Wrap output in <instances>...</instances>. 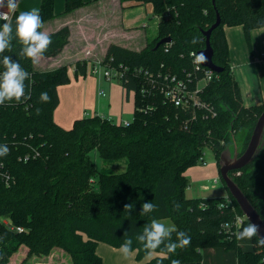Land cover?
<instances>
[{
    "label": "trees",
    "instance_id": "obj_1",
    "mask_svg": "<svg viewBox=\"0 0 264 264\" xmlns=\"http://www.w3.org/2000/svg\"><path fill=\"white\" fill-rule=\"evenodd\" d=\"M120 1L150 3L158 19L156 37L140 51L110 44L101 64L154 73L188 68L189 54L205 47L202 31L219 15L220 24L209 42L213 63L223 70L202 95L216 116L201 119L198 115L191 121L190 110L163 104L159 93L140 95L138 84L129 79L121 86L126 94L136 92L130 122L123 125L93 115L63 129L54 122L53 112L59 103L57 88L69 83L68 67L39 71L21 55L23 45L15 39L19 15L15 11L13 40L10 49L0 53V73L5 71L3 57L9 56L30 77L24 82L25 96L20 102L0 105V146L9 150L0 156V264H102L96 253L99 243L120 248L129 238L134 264H139L148 254L136 237L153 219H170L191 242L167 258L158 255L143 264H171L174 259L180 264H201V251L216 247L233 251L237 264H264V248L256 236L251 251L238 245L233 222L241 212L226 189L228 196L218 198L188 199L184 194L188 187L185 172L200 163L204 149L211 148L216 160L233 144L241 153L264 110V103L242 105L224 36V27L241 26L249 45L250 32L264 27V0H214V4L212 0ZM87 4L65 0L64 13ZM38 10L43 24L52 20L54 0H41ZM48 35L52 44L42 58H54L62 51L70 29L64 26ZM166 37L171 41L155 48ZM87 64L77 61L76 74L85 76ZM45 91L51 97L47 103L40 100ZM94 151L107 164L125 160V171L97 172L90 158ZM229 175L264 221V146L250 164ZM145 201L157 205V210L141 214ZM128 204L133 206L130 212L125 209ZM171 242H177L176 232ZM163 250L161 245L156 253Z\"/></svg>",
    "mask_w": 264,
    "mask_h": 264
},
{
    "label": "crops",
    "instance_id": "obj_2",
    "mask_svg": "<svg viewBox=\"0 0 264 264\" xmlns=\"http://www.w3.org/2000/svg\"><path fill=\"white\" fill-rule=\"evenodd\" d=\"M87 5L70 13H64L65 0H54L55 18L43 24L42 32L50 34L64 26L70 29L68 44L54 58H41L37 63L43 65L45 71L54 70L60 66L68 67L69 83L57 88L58 106L53 112L54 122L63 129L71 128L74 120L84 116H99L107 118L114 123L128 122L127 117L133 116L134 99L133 95L126 94L122 87L115 83L106 82L100 75L86 74L79 76L75 72L74 64L77 61H86L87 67L90 63L100 61L104 58L106 49L110 44H115L126 49L140 51L142 48H132L127 41L136 38L139 28L132 22H127V18H132V12L128 9L140 8L143 5H152L150 3L121 2L120 0H84ZM38 0L37 5H40ZM104 4L106 12L109 40L105 43L98 41L88 42L79 28L84 25L81 18L86 14L93 13L90 21L98 20L95 10L101 8ZM93 8V9H92ZM39 9V8H38ZM23 11H19L20 14ZM88 12V13H86ZM89 18V17H88ZM125 20V21H124ZM145 25L143 24V27ZM224 36L228 46L230 68L235 82L238 85L242 105L244 107L258 106L264 103V27L254 29L250 32V44L248 45L243 34L241 26L224 27ZM145 42L144 45H146ZM102 48L101 53L98 49ZM88 70V68H87ZM102 91V94H99ZM215 157V156H214ZM216 159V158H215ZM214 174L219 175L216 160ZM205 166V165H203ZM195 167V166H194ZM193 168V167H191ZM189 168V169H191ZM188 170L185 176L188 175ZM209 172L202 171L197 173L198 181H202ZM197 181V180H196ZM205 190V187H201ZM225 193L223 197H226ZM241 231V230H239ZM238 231V232H239ZM237 232V233H238ZM238 245L243 251H251L253 242L251 239L237 240ZM99 243L96 253L101 248L102 252L107 251L110 257L118 256L115 264H133L135 253L125 258L119 251V248L105 247ZM107 246V245H106ZM201 264H237L235 253L231 250H225L220 247L206 248L201 251ZM158 256L148 255L139 263L143 264ZM133 259V260H132ZM128 262V263H127ZM38 264H54L38 263Z\"/></svg>",
    "mask_w": 264,
    "mask_h": 264
},
{
    "label": "clouds",
    "instance_id": "obj_3",
    "mask_svg": "<svg viewBox=\"0 0 264 264\" xmlns=\"http://www.w3.org/2000/svg\"><path fill=\"white\" fill-rule=\"evenodd\" d=\"M18 5V0H0V53L10 49L13 40V24L11 13H14ZM6 9V10H5ZM43 27V21L39 10L33 8L31 11L21 12L15 19V39L23 45L21 55L37 63L48 47L52 44L51 37L46 33L39 31ZM5 71L0 73V105L6 101L20 102L25 96V80L30 77V73L25 71L18 62L12 60L9 56H4L2 61ZM51 97L45 91L40 94L42 102H49ZM39 112V109H37ZM6 145L0 146V156L8 154ZM133 206H125L129 212ZM157 210V205L151 201H145L141 205V214L147 215ZM224 227H229L224 225ZM256 225L249 223L241 231L235 233L237 240L251 239L258 234ZM176 232L177 242H171V235ZM137 241L141 243L147 251L149 257L153 254L165 256L175 253L177 248H184L191 242V238L186 233L177 231L174 225L165 226V224L153 219L150 224L143 227V231L137 235ZM166 241H168L166 243ZM264 243V240L260 241ZM132 239H126L117 250L125 258L132 254ZM164 246V250L156 253V249ZM138 250V249H137ZM171 264H180L179 260H172Z\"/></svg>",
    "mask_w": 264,
    "mask_h": 264
},
{
    "label": "rangeland",
    "instance_id": "obj_4",
    "mask_svg": "<svg viewBox=\"0 0 264 264\" xmlns=\"http://www.w3.org/2000/svg\"><path fill=\"white\" fill-rule=\"evenodd\" d=\"M37 2L38 0H19L16 11L19 12V11L25 10V12H27V11H31L33 8L38 9L39 3L37 5ZM128 11L132 12V18H129V19L127 18V20H129L127 22H132L133 24L137 25V27L139 28V33L135 36L136 38L127 41V44L130 45V47L132 48H142L143 46H145L144 45L145 42H150L153 38L156 37V28H157L158 19L155 16H153L150 5H143L140 8L128 9ZM92 14L93 13L86 14L85 16L81 18L82 20H84L83 22L84 25H82L79 28V30L82 35H84L88 40H90L88 42L98 41L99 44L105 43L109 40L108 37H110V35L107 36L108 31H104V29L107 27V24H108L105 18L106 12L104 8V4L101 6V8H97L95 10L96 16H99L98 20H95V21L93 20V22H91L90 19H91ZM143 24L145 25L144 27H143ZM98 50L101 53L102 51L101 46H100V49ZM33 66L36 70L44 71L42 69L43 65H39L38 63H33ZM89 68L90 69L94 68V63H90V65L88 66V70ZM101 69L102 68L100 66L99 67L100 72H101ZM88 70H87V74H89ZM126 119L128 122H130L132 120V117H127ZM214 156L215 155L213 154L211 148H208V147L205 148L203 157H202L205 163V166H203L201 163H198L195 167L189 169L188 175L186 176L188 180V187L184 191L186 198L188 199L218 198V197H223V195L226 193L225 187L220 181L219 175L214 174L213 172L216 166L215 164L216 159ZM90 158L97 172L106 171L109 173L117 174V173H121L125 171V168H126L125 160L107 164V163H104L99 158L98 154L95 151L90 153ZM209 170H211L212 174L208 175L202 181H198L199 176H197V173H200L202 171L209 172ZM214 179H216L215 182H214ZM94 183H95V178L91 180V184H94ZM203 186L205 187V190L201 189V187ZM159 222L165 224V226L174 225L170 219L160 220ZM101 245L108 247V245L106 246V244L104 243ZM97 255L101 258L102 264H115L117 262L116 259L118 256L110 257L109 253L107 251L102 252L101 248L98 250ZM132 262L134 264L135 260H133Z\"/></svg>",
    "mask_w": 264,
    "mask_h": 264
},
{
    "label": "built area",
    "instance_id": "obj_5",
    "mask_svg": "<svg viewBox=\"0 0 264 264\" xmlns=\"http://www.w3.org/2000/svg\"><path fill=\"white\" fill-rule=\"evenodd\" d=\"M13 14L11 13V18ZM3 23L4 21H0V25ZM189 57V67L183 68L182 71L177 73L169 70H159L154 73L143 68L131 69L121 64L112 65L109 62L102 65V60L93 62L94 68H89L88 71L91 75H100L106 82L117 83L120 86L123 82L127 83L129 79H132L138 84L140 95L159 93L163 104L190 110L191 121H196L198 115H200L201 119L213 118L216 116V111L211 104L203 100L202 95L207 84L216 78L218 74L203 67L197 53L191 52ZM100 66L102 68L101 72L99 70ZM122 89L125 91L124 88ZM130 93L134 98L135 90L130 91L128 94ZM99 94L103 95L102 91ZM122 124L126 125L127 122H122ZM200 163L205 165L203 159H201ZM215 181L216 179H214ZM245 222L246 220L242 214L235 216V221L233 222L236 229L235 233L239 231L238 229ZM20 230L17 228V231Z\"/></svg>",
    "mask_w": 264,
    "mask_h": 264
},
{
    "label": "water",
    "instance_id": "obj_6",
    "mask_svg": "<svg viewBox=\"0 0 264 264\" xmlns=\"http://www.w3.org/2000/svg\"><path fill=\"white\" fill-rule=\"evenodd\" d=\"M214 4V0H212ZM220 24V17L216 13L215 22L205 31H202V35L205 38V47L197 52L199 61L203 67H206L216 74L222 72V68L216 66L212 61L213 50L210 46L211 32L216 29ZM170 38L166 37L160 39L155 48L160 45L169 43ZM264 146V110L259 115L252 129L250 138L245 149L239 153L235 144L232 149L226 148L219 155L217 160L219 178L223 182L225 189L236 202L241 214L244 216L248 223L254 224L258 228V234L256 238L261 241L264 240V221L257 213L255 208L251 205L247 197L243 194L241 189L234 182L233 178L229 175L230 172L238 171L243 167L250 164L262 151ZM264 248V243H261Z\"/></svg>",
    "mask_w": 264,
    "mask_h": 264
}]
</instances>
